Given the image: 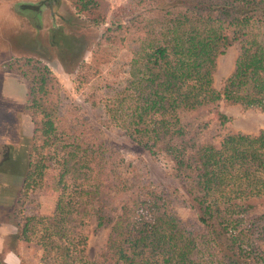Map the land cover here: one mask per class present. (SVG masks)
Listing matches in <instances>:
<instances>
[{"label": "trees", "instance_id": "obj_1", "mask_svg": "<svg viewBox=\"0 0 264 264\" xmlns=\"http://www.w3.org/2000/svg\"><path fill=\"white\" fill-rule=\"evenodd\" d=\"M68 2L91 25L104 23L103 0ZM130 5L129 18L105 26L90 48L100 54L112 45L138 44L121 86L103 97L98 125L76 106L58 111L61 86L40 59L10 58L1 65L26 83L22 110L33 125L12 210L14 238L38 247V264H264V200L250 203L264 199V129L224 133L213 144L204 137L210 117L180 120L220 101L264 112V0ZM235 41L233 68L215 88V59ZM97 72L78 64L75 88ZM213 114L218 128L228 120ZM103 130L165 160L183 192L116 174L112 141ZM49 167L53 208L25 215L23 196L41 186ZM178 199L194 212L190 228L177 211ZM107 223L104 243L89 259V228Z\"/></svg>", "mask_w": 264, "mask_h": 264}, {"label": "rangeland", "instance_id": "obj_2", "mask_svg": "<svg viewBox=\"0 0 264 264\" xmlns=\"http://www.w3.org/2000/svg\"><path fill=\"white\" fill-rule=\"evenodd\" d=\"M20 2H30L32 5L27 9L22 7L20 9ZM131 2L132 0H103L105 21L98 26L91 25L84 17L74 13L68 0H16L12 5L13 12L18 16L17 20L34 28L39 27L41 35L40 38L34 37L37 38L36 42H40L30 56L28 51L19 50L24 51V55L20 56L17 51L16 54L19 56L12 58L35 57L48 66L61 86L57 105L60 113L76 106L82 116L91 123L98 125L102 120L103 97L107 92L121 86L127 64L138 44L127 42L112 45L100 54L92 53L90 48L105 26L113 21H125L129 18L130 13L127 15V9L131 10ZM39 8L41 16L37 15ZM1 11L4 15L5 10L0 8ZM9 17L12 20L13 15L9 13ZM237 50L238 42L235 41L216 57L215 68L212 71V83L215 88H218L231 72ZM6 61H3L0 67ZM82 62L96 66L98 72L87 83L75 88L73 74L77 65ZM24 84L26 95L27 85ZM23 102L24 100L18 103L16 100L9 101L7 97L0 98V161L9 154L11 156L9 161L2 160L0 163V229L6 232L4 248L18 256V262L14 264H38V247L29 243L20 244L14 238L16 229L12 210L23 180L25 158L30 148L33 127L29 116L22 110ZM214 111L228 117L222 127L218 128L214 120ZM205 117H210L211 120L204 137L213 144H217L224 133L255 134L264 129V112L254 108L245 109L237 103L221 101L182 113L180 120L183 123H190L196 119L203 120ZM103 131L112 141L110 151L116 163L114 168L116 174L136 178L141 183L150 182L159 190L173 188L183 192L182 184L172 175L165 160L148 154L142 147L124 136L109 130ZM44 172L41 186L28 190L23 196L22 208L25 215H47L53 208L55 195L51 190V174L54 173V169L49 167ZM263 200L252 199L250 203ZM180 201L178 199L177 211L185 226L190 228L195 224L194 212ZM109 225L110 223L100 227L92 225L89 228L86 241V255L89 259L97 256ZM1 257L0 255V262L3 263Z\"/></svg>", "mask_w": 264, "mask_h": 264}, {"label": "crops", "instance_id": "obj_3", "mask_svg": "<svg viewBox=\"0 0 264 264\" xmlns=\"http://www.w3.org/2000/svg\"><path fill=\"white\" fill-rule=\"evenodd\" d=\"M22 1V0H20ZM33 1V0H27ZM16 3V0H0V5L5 10L4 15L2 11L0 12V64L8 60L14 56H19L16 54L18 51L22 56L24 55V51L30 53L33 51L35 46L39 45V42H36L37 38H40V28L39 27H32L31 25H27L22 21L17 20V14L13 12V6ZM21 6L20 9H27L29 5H32L30 2H20ZM27 3L26 5H24ZM22 7V8H21ZM41 8L37 11V15L40 14L41 16ZM43 9V8H42ZM9 13L13 15L12 20L9 17ZM15 21V22H13ZM40 35V36H39ZM34 37H37L34 39ZM24 50V51H19ZM34 56V55H33ZM24 80L19 78L17 74L12 72H8L2 70L0 67V98L7 97L9 101H18L22 102L24 100ZM17 94V95H16ZM6 232L0 229V255L2 256L1 259L3 263L6 264H14L18 262V256L15 255L13 252L8 251L4 248V236ZM24 243V242H18ZM15 252H17L15 250ZM15 256V257H12Z\"/></svg>", "mask_w": 264, "mask_h": 264}, {"label": "flooded vegetation", "instance_id": "obj_4", "mask_svg": "<svg viewBox=\"0 0 264 264\" xmlns=\"http://www.w3.org/2000/svg\"><path fill=\"white\" fill-rule=\"evenodd\" d=\"M8 156H10V154H9ZM8 156L4 157V159H2V160H3V161H9V160H6V158H7ZM2 160L0 161V163L2 162Z\"/></svg>", "mask_w": 264, "mask_h": 264}]
</instances>
